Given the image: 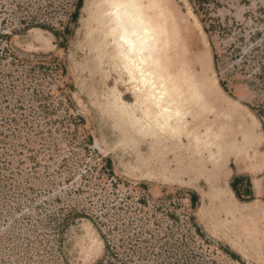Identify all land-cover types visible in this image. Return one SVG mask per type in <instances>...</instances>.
<instances>
[{
	"label": "rangeland",
	"instance_id": "rangeland-1",
	"mask_svg": "<svg viewBox=\"0 0 264 264\" xmlns=\"http://www.w3.org/2000/svg\"><path fill=\"white\" fill-rule=\"evenodd\" d=\"M119 1L0 0V264H264V0H158L178 122Z\"/></svg>",
	"mask_w": 264,
	"mask_h": 264
},
{
	"label": "bare ground",
	"instance_id": "bare-ground-1",
	"mask_svg": "<svg viewBox=\"0 0 264 264\" xmlns=\"http://www.w3.org/2000/svg\"><path fill=\"white\" fill-rule=\"evenodd\" d=\"M167 20L163 19L158 0L119 1L108 17L114 48L127 66L138 94L142 96L145 91L144 99L154 105L156 115L169 122L170 118L179 121L180 113L172 98L177 84L172 73H166V55L171 43L174 45L173 37L167 35Z\"/></svg>",
	"mask_w": 264,
	"mask_h": 264
},
{
	"label": "trees",
	"instance_id": "trees-1",
	"mask_svg": "<svg viewBox=\"0 0 264 264\" xmlns=\"http://www.w3.org/2000/svg\"><path fill=\"white\" fill-rule=\"evenodd\" d=\"M206 32H208V30L206 29ZM214 59H215V62L217 63V55L216 54H214ZM217 65V64H216ZM225 82L223 81V80H220V85L226 90V86H225ZM251 109L253 110V111H255V113H256V115L258 116V117H260V119H261V121H262V127H263V130H264V117H263V115H262V113H264V110L262 109H260V108H258V109H255L254 107H251ZM239 181H240V178H235L234 179V181H233V183L231 184V188H232V190L234 191V193H235V195L238 197V198H240L241 197V194H240V192L237 190V188H236V186H237V183H239ZM104 237V236H103ZM104 239H105V237H104ZM105 251L106 252H108L109 251V245L107 244V241L105 240Z\"/></svg>",
	"mask_w": 264,
	"mask_h": 264
}]
</instances>
